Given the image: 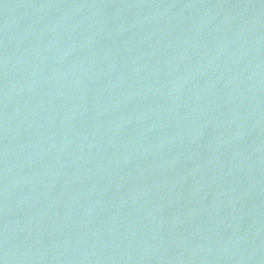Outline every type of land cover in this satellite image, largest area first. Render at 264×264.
Returning a JSON list of instances; mask_svg holds the SVG:
<instances>
[{
  "label": "water",
  "instance_id": "95a60500",
  "mask_svg": "<svg viewBox=\"0 0 264 264\" xmlns=\"http://www.w3.org/2000/svg\"><path fill=\"white\" fill-rule=\"evenodd\" d=\"M0 264H264V0H0Z\"/></svg>",
  "mask_w": 264,
  "mask_h": 264
}]
</instances>
